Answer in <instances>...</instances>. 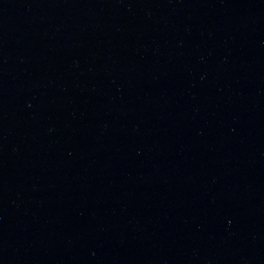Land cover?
Listing matches in <instances>:
<instances>
[{"label": "water", "instance_id": "obj_1", "mask_svg": "<svg viewBox=\"0 0 264 264\" xmlns=\"http://www.w3.org/2000/svg\"><path fill=\"white\" fill-rule=\"evenodd\" d=\"M0 264H264V0H0Z\"/></svg>", "mask_w": 264, "mask_h": 264}]
</instances>
